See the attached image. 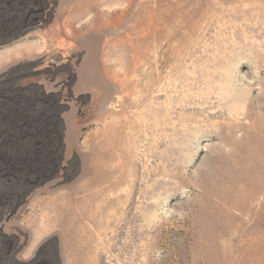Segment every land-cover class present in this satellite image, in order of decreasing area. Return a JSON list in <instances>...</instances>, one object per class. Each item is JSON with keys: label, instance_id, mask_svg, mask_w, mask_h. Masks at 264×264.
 <instances>
[{"label": "rangeland", "instance_id": "obj_1", "mask_svg": "<svg viewBox=\"0 0 264 264\" xmlns=\"http://www.w3.org/2000/svg\"><path fill=\"white\" fill-rule=\"evenodd\" d=\"M5 2L0 76L62 133L0 164L2 264H264V0Z\"/></svg>", "mask_w": 264, "mask_h": 264}, {"label": "trees", "instance_id": "obj_2", "mask_svg": "<svg viewBox=\"0 0 264 264\" xmlns=\"http://www.w3.org/2000/svg\"><path fill=\"white\" fill-rule=\"evenodd\" d=\"M5 4L8 7V0ZM3 15L0 14V44L11 35L16 24L23 21L19 19L11 25ZM18 81L11 71L0 76V164L11 169L21 165L26 170L43 173L56 166V150L52 143L61 141L62 133L58 100L53 93L47 94L38 86L22 87ZM28 90L36 93L27 96ZM38 99L50 101L52 111L48 113L45 109H38ZM2 262L3 258L0 257V264ZM28 264L50 263H37L35 258Z\"/></svg>", "mask_w": 264, "mask_h": 264}, {"label": "bare ground", "instance_id": "obj_3", "mask_svg": "<svg viewBox=\"0 0 264 264\" xmlns=\"http://www.w3.org/2000/svg\"><path fill=\"white\" fill-rule=\"evenodd\" d=\"M262 123H263V122H262ZM260 125H261V124H260ZM258 127H259V126H258ZM260 128H261V127H259V129H260ZM259 129H258V130H259ZM259 132H261V131L259 130ZM260 134H261V133H260ZM257 138H258V137H257ZM253 139H254V138H253ZM255 141H256V140H255ZM255 144H256V143H255ZM252 145H253V144H252ZM256 147H257V146H256ZM256 147H255V148H256ZM255 150H256V149H255ZM258 154H259V153H258ZM246 156H247V155H246ZM240 165H241V164H240ZM246 166H247V165H246ZM233 182H234V181H233Z\"/></svg>", "mask_w": 264, "mask_h": 264}]
</instances>
